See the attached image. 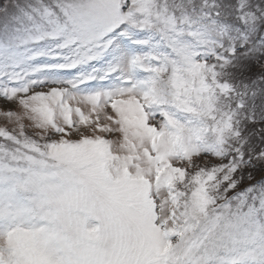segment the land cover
<instances>
[{"label":"snow or ice","instance_id":"snow-or-ice-1","mask_svg":"<svg viewBox=\"0 0 264 264\" xmlns=\"http://www.w3.org/2000/svg\"><path fill=\"white\" fill-rule=\"evenodd\" d=\"M0 264H264V0H0Z\"/></svg>","mask_w":264,"mask_h":264}]
</instances>
